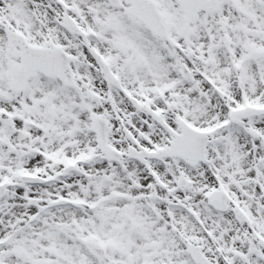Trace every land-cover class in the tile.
I'll return each instance as SVG.
<instances>
[{
	"label": "snow or ice",
	"instance_id": "snow-or-ice-1",
	"mask_svg": "<svg viewBox=\"0 0 264 264\" xmlns=\"http://www.w3.org/2000/svg\"><path fill=\"white\" fill-rule=\"evenodd\" d=\"M0 264H264V0H0Z\"/></svg>",
	"mask_w": 264,
	"mask_h": 264
}]
</instances>
